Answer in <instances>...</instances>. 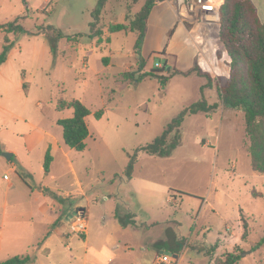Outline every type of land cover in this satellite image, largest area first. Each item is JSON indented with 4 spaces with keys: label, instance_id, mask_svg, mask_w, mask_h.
Returning <instances> with one entry per match:
<instances>
[{
    "label": "rangeland",
    "instance_id": "rangeland-1",
    "mask_svg": "<svg viewBox=\"0 0 264 264\" xmlns=\"http://www.w3.org/2000/svg\"><path fill=\"white\" fill-rule=\"evenodd\" d=\"M131 2L0 0L1 24L28 16L21 22L26 33L12 36L14 46L1 68L0 184L5 174L14 175L6 171L9 163L4 154L19 143L13 134L15 122L19 127H27L26 122L38 124L63 143V130L57 122L72 118L74 111H59L58 100L79 99L93 114L104 109L107 112L100 120L93 114L87 118L90 135L86 151L69 150L75 156L73 160L90 196V206L85 215L88 234L73 235L68 243L71 251L64 247L66 262L116 264L127 248L134 257L128 258L129 264L135 263L136 255L142 257L141 253L150 261L151 253L155 255L153 249L157 248L153 246L154 240L169 228L176 238L192 236V243L219 242L218 255L241 248L238 264H264V246L254 250L264 238V176L252 172L245 149L244 122L237 118L238 112L223 118L222 129L219 118L213 115L214 120L209 118L208 122L182 125L179 146L167 157L151 156L140 150L160 136L168 122L184 108L203 97L180 111L174 110L171 104L178 102L172 97L164 100L166 84L162 86L157 78L135 83L133 73L125 76V65L129 62L135 65L144 59L149 71L156 69V64H161L160 69L166 66V71L159 74L172 81L170 95L172 91L195 93L197 87L209 85L210 77L195 75L193 85L184 91L175 90L179 80L168 73L171 65L166 62L170 56L164 59L162 53L174 47L168 42L172 27L168 17L159 20L156 13L151 16L140 49H137V33L110 34L106 29L105 35H110L111 43L106 42L101 31L104 42L97 49L96 31L113 23L127 24L136 15L138 6ZM55 31L61 32L63 38L55 40L52 50L46 34L54 36ZM3 38L0 31V50ZM105 57L111 58L110 65L103 60ZM186 57L179 59V63L184 60V67ZM20 116L22 120L18 121ZM200 117L204 119L205 115ZM196 136L200 139L195 140ZM201 140L208 144L204 146ZM132 157L136 158L132 181H120L126 179L124 172ZM141 180L149 181L151 188L142 187ZM254 190L261 196H255ZM205 199L211 206H204L195 221ZM19 210L9 219H27L23 209ZM178 223L183 224L180 231ZM245 224L249 231L246 242L242 240ZM86 241L88 246H83ZM192 253L187 250L186 260L210 264L208 256L199 260ZM111 255L116 262L107 263ZM56 257L53 253L48 262L55 263Z\"/></svg>",
    "mask_w": 264,
    "mask_h": 264
},
{
    "label": "crops",
    "instance_id": "crops-1",
    "mask_svg": "<svg viewBox=\"0 0 264 264\" xmlns=\"http://www.w3.org/2000/svg\"><path fill=\"white\" fill-rule=\"evenodd\" d=\"M251 1L257 8L260 20L264 22V0ZM144 4L145 1L142 0L133 5L138 6L139 10L137 13L142 10ZM154 13H156V18L159 20L163 17H168L172 27L168 42L171 45L174 44V47L170 50L171 52H167L166 50L162 52L165 53L164 59L170 56V59L167 58L168 61L166 62L167 65H171L168 72L171 69L191 72L190 75L178 74L173 77V79L178 78L179 80L175 84V90L182 89V91H184L186 87L189 88V86L194 84L192 77L195 75L203 74L209 75L210 77V84H201L202 86H200V88L197 87L195 93L192 91L183 93L172 91L171 95L170 82L172 81L167 80L165 86L168 88L164 95V100L166 101L169 97L176 100L178 103L171 105L172 108L177 111L197 101L200 97H203L209 104L218 103L220 105L218 110L214 113L204 114V119H201L202 117H200V114L189 116L188 119H185L183 125L187 122L193 123L202 120L208 122L210 120L209 118L213 115L219 118L220 127L222 129L223 118L235 112H238L236 113L238 114L236 115L237 118H242L244 122V114L241 115L240 111L226 108L220 99L219 88L221 79L229 77L231 70L229 67L230 59L219 38V26L203 25L196 33L190 36L186 30L178 24L171 7L163 1L157 2L150 14L149 21ZM107 27L108 26L100 28V30L104 32V35L106 33L104 29L108 30ZM12 36L14 35H10L11 40ZM105 37H110V35L106 34ZM96 46L97 49L101 47L98 43ZM1 51L2 47L0 52ZM183 55L187 56L185 67L184 60L179 63V59L181 60ZM103 60L107 65H110V57H105ZM140 61L135 65L132 62L125 65L126 73H133L135 83L143 81L144 79L138 80V77L141 74L149 72L146 65L141 71L139 70ZM82 64L86 66V62ZM3 65L0 66V74H2L1 68ZM202 67L204 70H202ZM24 79L25 77L23 78L22 86L25 91L26 82ZM206 88L210 89L206 91ZM18 91L21 92V89L19 88ZM3 97L4 96H2V98ZM21 120L22 116H20L18 121ZM211 120L214 119L211 118ZM15 123L13 134L15 137L19 138V143L9 150H5L12 155L11 159L8 160L9 165L6 171L14 175L9 176L5 174L4 182L2 185L0 184V260L5 261L14 256H31L33 258L31 264H37V262H40V264H69L66 262V256H63V251L64 247L66 250L71 251L68 243L73 240V235L68 233L69 222L66 220L70 218L77 209L82 210L86 215L90 206V196L84 182L79 178L78 170L73 160L75 156L69 151L73 149L65 145L64 139L63 143H61L58 137L42 129L38 124L34 125L30 122H26L25 124H27V127H19L17 121ZM197 139L200 138L196 136L195 140ZM201 143L204 146L208 144L205 140H201ZM247 147L248 141L245 145L246 152L248 153ZM47 150L51 151L53 161L50 173L45 175L43 165ZM120 181L131 182L132 177L130 179L120 178ZM140 185L144 188H151V183L147 180H141ZM44 190L56 193L57 196L65 199V203H61L50 194L45 193ZM134 194L135 193L132 191L131 196L133 197ZM181 195L184 196L185 194L181 193ZM207 205L211 206V203L207 199L203 200L201 210L198 212L195 221L199 219L202 209ZM20 208L23 209L21 211L24 212L27 219L24 221H12V219H9L14 213L20 211ZM182 227V223L177 224V230L180 231ZM244 233L242 235V240ZM87 234L88 230L83 237H86ZM155 245H157V248L153 249L155 255L151 253L152 259L150 261L143 257V255H145L144 253H141L142 257L135 256L134 264H155L157 257L164 252L179 254L181 256L180 264H194L192 261L186 260L185 254L189 249L193 252L192 256L194 259L203 260L206 255V257H209V263L214 264L215 259L223 258L225 254L235 251L242 252L241 248L235 247L231 252L226 251L225 254L218 255V251L220 250L219 242L213 245H208L207 242L204 244V242L199 241L192 243V236L187 238H176L170 232L169 228H165L164 235L161 238L154 240L153 246L155 247ZM83 246H88V242L86 241ZM117 248H121L120 245H117ZM124 252L125 254L121 256L118 262H116L115 256L111 255L107 263L116 262V264H129L128 258L130 260L134 259V257H132L133 252L129 248ZM53 253L57 256L56 262L49 263L48 259Z\"/></svg>",
    "mask_w": 264,
    "mask_h": 264
},
{
    "label": "trees",
    "instance_id": "trees-1",
    "mask_svg": "<svg viewBox=\"0 0 264 264\" xmlns=\"http://www.w3.org/2000/svg\"><path fill=\"white\" fill-rule=\"evenodd\" d=\"M24 1L27 2V0ZM140 1L142 0H132L131 5ZM144 1L145 4L142 10L129 19V23L110 24L107 27L110 34L121 32L137 33V49L141 48L145 40L148 21L153 8L157 2L163 0ZM97 18L95 19L97 20ZM25 19H28V16H21L7 23H0V31L4 33L2 51L0 52V66L6 63L8 55L14 46V41L10 39V35L17 36L26 33L21 25V22ZM46 35L52 43V50H54L55 40L63 38L62 33L59 31H55L54 36ZM101 35L100 29L94 35V37L98 38L97 43L99 45L104 42ZM219 38L230 59L229 67L231 70L229 77L221 79L219 88L220 99L226 108L243 112L245 133L248 141L247 150L251 159L252 172L264 176V22L260 20L257 8L251 0H223L220 9ZM110 41V37H107L106 42L110 43ZM145 65L146 61L141 59L139 70L141 71ZM164 71H166V66L162 69L156 68L141 74L138 80L157 78L161 85L164 86L168 78L159 74V72ZM168 73L170 76L191 74V72H182L177 69H171ZM130 74L127 73L125 76ZM206 76L209 78V75ZM219 106L218 103L209 104L203 98L199 102L184 108L177 117L168 122L160 136L152 143L141 147L140 150L151 156H169L179 146L181 128L185 119L197 114H212L218 110ZM57 109L59 111L67 109L74 111L72 118L61 119L57 122L63 130L65 145L77 152L85 151L87 148L86 140L90 135L87 118L93 114L91 109L78 99L65 100L63 98L58 100ZM105 114L106 109L99 110L93 115L100 120ZM52 161L53 157L50 150H48L43 165L45 175L50 173ZM135 161L136 158L132 157L124 172L126 179L132 177ZM44 191L61 203H65V199L57 196L56 193L49 190ZM253 194L261 196L255 190ZM248 233L249 231L245 224L243 240H248ZM261 246H264V238L254 247V250ZM240 259V251H235L225 254L223 258L215 259L214 264H237ZM32 262L33 258L31 256H14L0 262V264H31Z\"/></svg>",
    "mask_w": 264,
    "mask_h": 264
},
{
    "label": "built area",
    "instance_id": "built-area-1",
    "mask_svg": "<svg viewBox=\"0 0 264 264\" xmlns=\"http://www.w3.org/2000/svg\"><path fill=\"white\" fill-rule=\"evenodd\" d=\"M163 2L171 7L178 24L190 36L203 25L219 26L223 0H163ZM156 68L160 69L161 64H156ZM87 230L85 213L78 209L68 223V233L85 236ZM180 261L179 254L162 253L157 257L155 264H180Z\"/></svg>",
    "mask_w": 264,
    "mask_h": 264
},
{
    "label": "water",
    "instance_id": "water-1",
    "mask_svg": "<svg viewBox=\"0 0 264 264\" xmlns=\"http://www.w3.org/2000/svg\"><path fill=\"white\" fill-rule=\"evenodd\" d=\"M5 156H6V158L8 159V160H10L11 159V154L10 153H8V154H4ZM164 253H168V254H171V253H169V252H164Z\"/></svg>",
    "mask_w": 264,
    "mask_h": 264
}]
</instances>
